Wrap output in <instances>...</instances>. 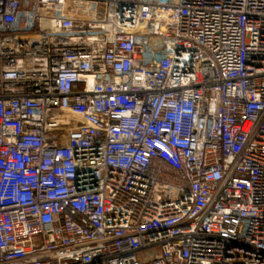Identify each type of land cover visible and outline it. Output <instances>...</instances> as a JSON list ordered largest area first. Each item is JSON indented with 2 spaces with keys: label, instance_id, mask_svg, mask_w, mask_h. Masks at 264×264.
Masks as SVG:
<instances>
[{
  "label": "built area",
  "instance_id": "1",
  "mask_svg": "<svg viewBox=\"0 0 264 264\" xmlns=\"http://www.w3.org/2000/svg\"><path fill=\"white\" fill-rule=\"evenodd\" d=\"M0 264H264V0H0Z\"/></svg>",
  "mask_w": 264,
  "mask_h": 264
}]
</instances>
